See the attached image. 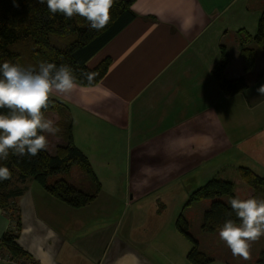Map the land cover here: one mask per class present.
<instances>
[{"label":"crops","instance_id":"crops-1","mask_svg":"<svg viewBox=\"0 0 264 264\" xmlns=\"http://www.w3.org/2000/svg\"><path fill=\"white\" fill-rule=\"evenodd\" d=\"M132 10L136 17L87 62L92 68L109 58L105 76L51 94L67 108L73 143L100 185L96 198L74 209L32 180L13 181L23 189L15 199L17 242L34 264H191L166 256L178 250L171 238L164 242L166 213L153 204H178L211 179L233 185L241 168L264 179V95L257 91L264 58L248 43L256 56L246 72L238 33H256L264 0H135ZM222 52L225 78H243L244 90L218 87L213 71ZM52 137L49 154L62 144ZM247 187L241 199L252 196ZM8 214L0 210V237L12 229ZM0 264L29 262L9 261L0 250Z\"/></svg>","mask_w":264,"mask_h":264},{"label":"trees","instance_id":"trees-1","mask_svg":"<svg viewBox=\"0 0 264 264\" xmlns=\"http://www.w3.org/2000/svg\"><path fill=\"white\" fill-rule=\"evenodd\" d=\"M134 2L135 0H115L110 10V22L105 28L97 31L91 29L88 21L78 15L71 19L59 13L52 16L47 5L37 3V0H16L19 7L13 6V0H0V64L9 60L22 67L38 68L41 61L57 65L64 63L72 67L80 86L96 85L107 73L110 59L105 58L92 68L87 66V62L136 17L132 10ZM238 33L245 71H251L254 68L256 51L255 48L247 47V44L252 43L259 47L264 58V11L253 36L241 30ZM226 65L227 60L222 52L221 62L213 71L218 87L226 94L244 90L247 84L243 78L237 80L225 78ZM81 71L98 72V75L89 85L81 76ZM261 75H264V70ZM42 111L44 114L54 112L58 117L56 125L60 132L54 136L60 138L62 144L56 147L54 154L42 150L36 156L17 157L10 154L8 159L0 160V166L7 167L12 172L10 180L0 181V210L9 213L12 226L11 230L0 237V250L7 252L8 260L13 262L27 260L29 264H34L17 242L21 223L15 199L22 194L23 189L12 186L14 180L20 182L32 180L48 195L74 209L91 203L100 191L99 182L86 156L73 143L72 121L67 108L49 97V106ZM0 112H7V109H0ZM74 165L79 169V185L74 186L66 179L54 180L58 174L69 175ZM239 171L241 179L252 189V197L264 199V179L245 168ZM224 197H227L228 201L235 198L233 185L219 179L209 180L190 194L188 203L210 201L200 225L203 233L219 230L228 219L239 223L230 204L222 200ZM175 227L193 244L186 255L187 261L191 264H210L212 259L198 251V243L188 233L181 215L177 218ZM257 264H264V251L259 254Z\"/></svg>","mask_w":264,"mask_h":264},{"label":"clouds","instance_id":"clouds-1","mask_svg":"<svg viewBox=\"0 0 264 264\" xmlns=\"http://www.w3.org/2000/svg\"><path fill=\"white\" fill-rule=\"evenodd\" d=\"M37 3L46 4L52 16L59 13L67 19L83 17L91 29L99 31L110 22L115 0H37ZM13 6L19 7L16 0ZM97 75L98 72L81 71L89 85ZM78 86L74 70L68 64L41 61L38 68L22 67L9 60L0 64V109H7L0 112V160L8 159L10 154L36 156L46 150L45 134L56 135L60 128L45 117L42 109L48 108L53 92L67 95ZM257 91L264 95V84ZM11 178L12 172L0 166V181ZM228 203L239 223L226 220L219 229V238L234 257L249 260L252 243L264 236V199L237 196Z\"/></svg>","mask_w":264,"mask_h":264},{"label":"rangeland","instance_id":"rangeland-1","mask_svg":"<svg viewBox=\"0 0 264 264\" xmlns=\"http://www.w3.org/2000/svg\"><path fill=\"white\" fill-rule=\"evenodd\" d=\"M50 116H51V112L45 113V117L47 119H49ZM50 119L54 120L53 117H51ZM45 135L48 140V148L51 149L52 146L55 144L56 140L52 137L51 134H45ZM78 174H79V169L77 166L74 165L72 166L71 172L69 175L61 173V174H58L54 178V180L66 179L72 185L76 186V185H79L80 183V178ZM240 179H241V176H240ZM233 186H234L233 188H234L235 195L239 196L240 198H244L245 192L250 190L247 187L248 185H246V183L242 179L237 180L233 184ZM155 198L157 199V197L154 195L151 197V199H154L153 202L156 200ZM188 199L180 200L178 198H175V200L178 202V204H175V203H172L173 202L172 198L168 199L167 201L166 199L163 198V199H159L156 202L157 204H159L161 201H164L161 205L153 204L157 208L160 209L159 210L160 212L166 213V218L161 220L162 221L161 230L163 231V236H166V238L163 239L164 242H166L167 238H171L170 242H172L175 245L176 250H178L176 251V253H173L172 251H170L168 254H166V256L174 255L172 259L173 261H175V263H178V261L176 262L177 258L175 257V255H178V256L181 255L180 258H182L183 255L185 257L186 254L193 247V244L187 238H185L182 234L177 233L178 231L176 233L178 234L179 239H176L177 237L175 239L172 238L173 236L172 232L173 230H175V222L179 214H181L182 219L186 223L188 233L198 243V247H197L198 251L204 253V255L207 258L213 259V262L210 264H257L258 256L260 254L258 250V246L264 247V236H262L258 241H255L252 243L251 249H250L251 258L249 260H244L238 256L234 257L231 251L226 246V244L222 240H220L219 234H218L219 230L212 232V233H203L201 231L200 225L202 222L203 214L209 207L207 208L205 207L204 201H201V202L197 201V202H192V204L191 203L188 204ZM222 200L224 202H228L227 197L222 198ZM148 205H144L145 210H143L142 212H144L145 214L151 213L150 210L146 209V207L149 209L150 206ZM138 207L139 206H136L135 208L137 209ZM122 211H123V207H122ZM130 212H133V207H131ZM140 212L141 211H138L137 214ZM127 217L129 218V215L128 216L126 215L124 218H127ZM139 222L140 223L143 222L142 218H140ZM183 260H186V259L184 258Z\"/></svg>","mask_w":264,"mask_h":264}]
</instances>
